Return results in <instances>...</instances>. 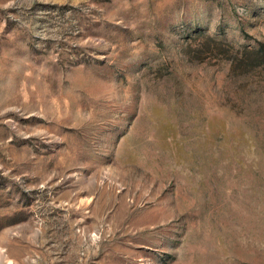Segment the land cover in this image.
<instances>
[{"label": "rangeland", "instance_id": "1", "mask_svg": "<svg viewBox=\"0 0 264 264\" xmlns=\"http://www.w3.org/2000/svg\"><path fill=\"white\" fill-rule=\"evenodd\" d=\"M264 0H0V264H264Z\"/></svg>", "mask_w": 264, "mask_h": 264}, {"label": "trees", "instance_id": "2", "mask_svg": "<svg viewBox=\"0 0 264 264\" xmlns=\"http://www.w3.org/2000/svg\"><path fill=\"white\" fill-rule=\"evenodd\" d=\"M251 54H247L243 52L241 55L234 56V59L238 60V62L245 61L246 59H254L255 57H258L260 53H264V43H258V45L251 49Z\"/></svg>", "mask_w": 264, "mask_h": 264}]
</instances>
